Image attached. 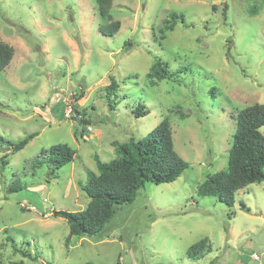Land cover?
Returning a JSON list of instances; mask_svg holds the SVG:
<instances>
[{
  "label": "rangeland",
  "instance_id": "rangeland-1",
  "mask_svg": "<svg viewBox=\"0 0 264 264\" xmlns=\"http://www.w3.org/2000/svg\"><path fill=\"white\" fill-rule=\"evenodd\" d=\"M111 11L114 35L101 32L96 0H0V38L15 49L0 72V134L39 132L20 151L0 144V264H264V180L239 189L233 206L197 192L228 168L239 112L264 103V0H113ZM173 12L183 18L171 27ZM155 56L180 79L152 81ZM114 79L122 92L111 110ZM140 103L150 113L136 117ZM164 117L190 166L147 182L99 235L67 243L69 223L53 210L84 209L79 182L98 172L95 156L118 157L114 141L143 138ZM59 142L77 150L72 162L32 168ZM17 180L23 189L9 193ZM203 238L212 251L188 257Z\"/></svg>",
  "mask_w": 264,
  "mask_h": 264
},
{
  "label": "trees",
  "instance_id": "trees-1",
  "mask_svg": "<svg viewBox=\"0 0 264 264\" xmlns=\"http://www.w3.org/2000/svg\"><path fill=\"white\" fill-rule=\"evenodd\" d=\"M100 16L107 21L101 25L102 33L116 34L120 29V21L114 20L112 14L113 0H96ZM225 13V9H224ZM183 18V14H171V27ZM15 49L0 38V72L10 65ZM148 73L152 81L164 79L179 80L177 73L181 72L170 67L167 61L155 56ZM184 69V68H182ZM185 70V69H184ZM116 79L106 87V98L111 110H115L121 92ZM215 92V88H212ZM125 94V93H123ZM82 116V112L78 111ZM150 113L147 106L140 103L133 109L136 117ZM89 123L87 119L81 120ZM264 103H255L243 108L237 117V128L233 135V143L229 150L228 168L207 177L198 184L197 192L201 196H215L228 206H233L236 192L248 185L264 180ZM80 133L76 128L75 134ZM39 132H32L15 142L7 140L0 134V144H9L10 149L20 151ZM113 145L118 157L104 161L95 156L98 172L90 171L85 182L80 181L81 189L88 196L89 203L82 210H53L55 216L63 217L69 223V234L66 242L73 236H95L103 232L107 224L116 215L119 206L133 202L138 191L147 182L155 184L168 183L177 180L190 166L175 149L173 131L169 117L149 131L143 138H130L128 141H114ZM77 150L67 143L59 142L43 150L32 160V168L49 165L52 173L61 169L75 159ZM7 160L1 159L0 166L5 168ZM23 189L21 181H14L8 192ZM205 251H212V245L203 238L191 245L187 250L188 257L199 259ZM27 254V253H26ZM82 264H94L87 261ZM118 264H121L120 262Z\"/></svg>",
  "mask_w": 264,
  "mask_h": 264
}]
</instances>
